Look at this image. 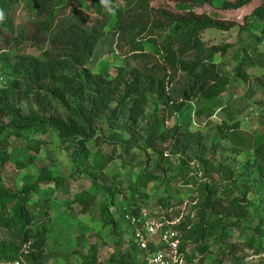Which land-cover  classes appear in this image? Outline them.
Wrapping results in <instances>:
<instances>
[{
  "label": "trees",
  "instance_id": "1",
  "mask_svg": "<svg viewBox=\"0 0 264 264\" xmlns=\"http://www.w3.org/2000/svg\"><path fill=\"white\" fill-rule=\"evenodd\" d=\"M80 1H90L94 5L99 0H0V43L3 45L0 50L7 48V53L3 52L0 58L12 63L14 76L0 89V227L16 232L23 243L32 242L30 253L24 256L26 262L44 264L49 256L50 229L43 220L50 216L52 202L61 188L70 186L72 180L77 181L76 173L88 166L93 153L91 146L98 148L101 157L100 165L90 164L93 169H105L115 159L118 149L122 150L120 156L123 157L138 148L150 159L155 158L152 170L144 167L136 180L127 185L130 191L148 188L151 182L165 181L167 171L161 166L171 164L172 157L181 160L179 176L174 179L181 178L182 187L190 184L191 175L185 167L193 163L200 168L203 176L193 177L194 189L199 194L198 219L191 224L188 216L175 227L189 262L196 258L189 253V244H194L200 254L197 264H203L208 247L199 244L214 236L223 242L228 227L226 222L233 219L234 223H239L251 210L260 221L255 231L264 234L261 229L264 226V139L254 145L253 157L236 171L230 167L229 157H221L222 162L217 160L221 151L219 144L227 139L233 142V152L241 153L244 143L236 132L238 122L223 121L213 137L194 129L211 120L216 112L213 104L227 93L234 78L247 83L255 78L264 92V72L252 77L247 71L257 66L253 54L264 41V0L245 15L239 25L195 10L213 5L215 0H175L176 10L149 7L147 0H107L95 23L87 13L74 8ZM253 1H226L220 11L230 14L231 10L247 8ZM23 2L28 3L33 17L18 26L13 11ZM124 3L140 4L126 10ZM66 9H72L69 21L61 17ZM237 26L247 34L242 45L228 43L208 47L199 38L204 30L227 32ZM134 30L166 34L163 35L164 42L159 44L163 51L164 45L167 46L166 54L163 52L164 63L149 67L125 63L116 68L114 75L109 71L94 73L88 68L99 44L123 31ZM179 36L184 37V46L179 48L181 55L173 49V41ZM27 42L47 48L40 57L16 52L10 55ZM236 48L242 52V57L235 55L238 62L232 77L212 60L216 56L222 59L232 56V50ZM189 50L198 52L193 61L183 58ZM140 53H136V60ZM176 65L192 83L178 97L169 91L170 75ZM190 102L195 106L194 121L183 125L179 113ZM144 120L146 124L142 127ZM173 120L175 122L170 125ZM51 129L57 131L62 146L73 157L75 170L72 177L56 175L44 166L39 168L35 181L19 188L8 186L3 173L12 159L8 150L11 139L25 141L30 151L40 153L49 143L46 136ZM70 139L76 140L74 150L67 145ZM104 144L112 147L109 154L102 152ZM17 164L18 168H28L36 166V160L31 157L26 163L19 161ZM219 176L231 180L228 185L236 191L233 195L222 192L224 183ZM119 179V185L127 188ZM251 194L255 197H250ZM115 196L112 191L113 200ZM171 197L169 194L168 200ZM75 205L95 221L100 209L99 218L106 224L110 222L108 206L106 203L100 206L98 195L89 189L77 191L67 203L68 208ZM139 208L135 202H128L123 217L128 213H139ZM111 222L115 229V221ZM250 243L245 246H253ZM239 244L242 243L226 245L222 255L241 246ZM138 254L139 248L132 244L118 264H141ZM15 255L8 242L0 244V260L9 261Z\"/></svg>",
  "mask_w": 264,
  "mask_h": 264
},
{
  "label": "rangeland",
  "instance_id": "2",
  "mask_svg": "<svg viewBox=\"0 0 264 264\" xmlns=\"http://www.w3.org/2000/svg\"><path fill=\"white\" fill-rule=\"evenodd\" d=\"M106 1L99 0L94 5L90 1H80L76 3L74 8L87 13L91 17L92 22L95 23L100 19L99 11ZM226 1L236 0H215L213 5L205 8L198 7L195 10L198 13H204L208 16L225 20L227 23L239 25L243 23L245 15L262 4V0H254L247 8L237 11L231 10L230 14H228L220 11ZM139 4L124 3L123 5L128 10L138 7ZM147 4L149 7L156 8L165 7L171 10H176L177 8L175 0H147ZM28 6L27 2H23L14 9L13 16L18 26L33 17L32 11ZM71 10L66 9L61 17L67 21L71 20ZM106 13L109 15V11H106ZM239 29L238 26L227 32L208 29L200 32L199 38L208 47L228 43L242 45V42L247 40V34ZM149 31L143 33L138 30L131 32L123 31L117 37L113 36L107 42L99 44L88 63V68L94 73L109 71L110 75H114L116 68L125 63L138 67H149L156 63H164L163 52L166 54L167 46L164 45L163 51L159 44L164 42L163 35L166 34H156ZM182 36L188 35L182 34ZM182 36L173 41V49L178 51L180 55L181 49L179 48L184 46V37L182 38ZM0 47H3L1 43ZM46 48L47 46L37 47L31 42H27L16 48V51L10 52V55L16 52L40 57ZM139 51H141L140 57L136 60L134 57L137 56L136 53ZM3 52L7 53V48L4 47L0 50V57ZM197 53L196 50L186 51L183 58L187 61H193ZM237 54V57H242V52H239L238 48L232 50V56L224 59L216 56L212 62L216 63L233 77L238 62V59H235V55ZM253 57L257 66L249 68L247 71L252 77H256L259 73L264 72V41L256 47ZM12 70V63L0 58V89L4 88L9 80L14 79ZM169 82V91L174 97H178L183 92V89L191 87L192 84L189 82L188 75L180 71L178 65H176L174 71L172 69ZM25 105L27 104L25 103ZM213 107L216 112L211 120L195 126L194 129L210 133L211 137H213L217 133L218 126L227 120V118L238 122L239 129L236 132L242 137L244 143L241 153L235 154L232 150L233 142L227 139L225 140L226 142L219 144L221 151L217 160L218 162H222L221 157H229L230 160L228 162H230V167L236 170L253 157L254 145L264 139V92L256 84L255 78H252L251 82L248 83L242 81L240 78H234L227 93L220 97L213 104ZM194 110L195 106L193 102H190L179 113V120L183 125L193 123ZM147 118L148 116L146 115L145 120ZM145 120L141 124L142 127L146 124ZM174 122L175 120L171 121L170 125ZM254 127H258V129ZM46 139L49 143L42 147L40 153L30 151L25 141L16 138L11 139V146L8 150L12 154V159L3 173L5 183L8 186L19 188L25 183L35 181L39 168L44 166L51 168L56 175L66 177L67 179L72 177L75 163L70 152L62 146L57 131L51 129ZM75 141V139L68 141L67 145L70 149H76ZM91 148L93 153L90 156L88 166L75 175L79 179L77 181L72 180L70 186L61 188L62 191L60 190L57 193V199L52 202L50 216L46 220L40 219L46 221L50 229L49 256L45 259L44 264H118L128 247L127 244L132 245V243H135L134 236L129 229V223L126 217H123L128 202H135L140 207L139 214L149 212L155 217L167 216L172 220H179L178 223L188 216L190 217L191 224L197 221L199 211L196 209V204L199 201V194L198 190L194 189L195 179L193 177L198 176L201 178L203 176V172H201L197 165L192 163L188 167H185L191 175L188 187L181 186V183L184 184L181 178L174 179L179 176L180 172H178V168L181 165V160L177 157H172L171 164L161 166L163 170L167 171L165 181L151 182L148 188H138L130 191L128 190L129 183L136 180L137 175L144 167H147L148 171L152 170L155 158L150 159V156L138 148L131 153L125 154L123 157L120 156L122 150L118 149L115 159L105 169H93L90 164H94V166L100 165L101 157L97 152L98 148L96 146H91ZM111 150V146L107 144L103 145V153L109 154ZM31 157L35 158L36 166L18 168L17 163L19 161L26 163ZM119 178L123 180L126 186L128 185L127 188L125 187L124 189L119 185ZM223 178L224 176L218 177L224 183L221 189L222 192L225 193L226 191V195L228 193L233 195L236 191L234 188L230 189L228 185L229 182L231 183V180L228 181ZM230 178L234 179L232 175ZM82 189H89L97 194L100 206L106 203L110 222L106 224L99 218L100 209L97 210V212L99 211L96 213L98 219L95 221L89 214L81 213L79 205L68 208V201L72 200L76 192ZM112 191L116 193L114 200L111 197ZM169 194H172L170 200H168ZM250 197H255V195L251 194ZM167 206L169 207L168 209H166ZM111 221H115V225H117L115 229ZM226 223L228 227L226 228L223 242L214 236L199 244L200 246L208 247L203 264H264V234L261 231H255L260 224L255 211L251 210L249 216L243 218L239 223H234L233 219H229ZM261 229L264 231V226ZM3 242H8L16 255L9 261L0 260V264H13L16 260L24 258L21 255L24 243L16 232L0 227V244ZM249 242L253 246L246 247L245 244ZM234 243L242 244H239L241 246L234 250L229 249V253L222 255V249L226 245ZM195 247L194 244H189L188 251L194 254L198 261L200 254ZM260 247H263V250ZM139 255H141L140 252L138 258ZM134 261L136 262V260Z\"/></svg>",
  "mask_w": 264,
  "mask_h": 264
},
{
  "label": "built area",
  "instance_id": "3",
  "mask_svg": "<svg viewBox=\"0 0 264 264\" xmlns=\"http://www.w3.org/2000/svg\"><path fill=\"white\" fill-rule=\"evenodd\" d=\"M125 217L134 236L135 243L132 244L136 245L141 253L139 255L141 264H197L196 258L189 262L187 251L182 250L181 236L174 228L179 224V220H172L167 216L155 217L149 212L128 213ZM31 245V241L24 243L23 256L30 253ZM127 245V248L131 247ZM13 264L28 263L24 257Z\"/></svg>",
  "mask_w": 264,
  "mask_h": 264
},
{
  "label": "crops",
  "instance_id": "4",
  "mask_svg": "<svg viewBox=\"0 0 264 264\" xmlns=\"http://www.w3.org/2000/svg\"><path fill=\"white\" fill-rule=\"evenodd\" d=\"M217 101H218V100H217ZM227 120L232 121L231 119H228V118H227ZM232 122H236V121H232ZM254 128H257V129H258V127H254Z\"/></svg>",
  "mask_w": 264,
  "mask_h": 264
}]
</instances>
